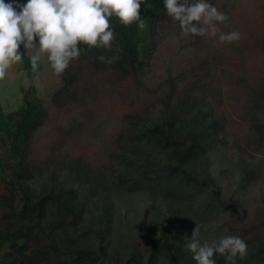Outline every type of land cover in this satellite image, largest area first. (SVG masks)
I'll list each match as a JSON object with an SVG mask.
<instances>
[{
	"label": "rangeland",
	"instance_id": "1",
	"mask_svg": "<svg viewBox=\"0 0 264 264\" xmlns=\"http://www.w3.org/2000/svg\"><path fill=\"white\" fill-rule=\"evenodd\" d=\"M5 2L23 5L27 0ZM207 2L229 17L218 25L220 33L238 31L239 41L220 44V33L211 39L183 36L165 12L157 22L154 51L138 78L96 69L90 59H76L65 70V75L73 78L71 85L65 94L54 98L62 76L54 74L46 56L38 61L35 72L19 64L8 70L0 80L3 113L16 111L30 88L41 101L25 168L30 188L36 192L47 188L52 172L66 174L78 161L94 182L85 196L88 204L94 200L101 203L103 187L111 185L115 177V157L124 145V131L132 123L139 126L157 119L174 102L197 94L222 127L219 143L210 154L207 173L211 181L201 187V196L211 203V210L182 224L173 223L178 227L167 234L181 252L172 248L169 254H188L185 245L195 224L201 226V243L233 235L247 243L248 253L264 249V137L254 130V123L262 118L256 121L253 117L258 107L254 99L264 93V0ZM34 52L25 54L30 57ZM3 160L0 143V162ZM19 186L15 180L12 185L0 180V196L8 202L0 204V230L17 225L6 213L9 205L18 207ZM109 199L114 218L108 251L116 249L120 261L128 252L146 261L161 228L169 225L170 219L184 216L177 201L152 198L146 191L109 193ZM185 263L182 256L177 262L163 255L158 259V264ZM192 264H196L193 258Z\"/></svg>",
	"mask_w": 264,
	"mask_h": 264
},
{
	"label": "trees",
	"instance_id": "2",
	"mask_svg": "<svg viewBox=\"0 0 264 264\" xmlns=\"http://www.w3.org/2000/svg\"><path fill=\"white\" fill-rule=\"evenodd\" d=\"M139 11L145 23L143 29L137 23L125 27L112 18L110 23L115 31L112 51L79 45L78 60L90 59L96 69L140 77L155 48L157 22L166 12L164 0H146ZM19 51L25 53L22 46ZM114 54L120 58L111 65L97 59L100 55ZM29 58L25 54L23 63L19 64L26 70L31 68ZM65 74L54 98L65 94L73 81ZM254 103L258 105L254 119L262 118L254 123V130L264 137V93L257 95ZM40 114L41 101L32 88L24 92L23 102L16 111L3 113L0 109V143L5 154V160L0 162V180L8 185L13 180L20 184L18 207L9 205L10 212L6 213L17 225L0 230V264H158L160 255L173 262L182 256L185 264H192L193 254L189 251L182 255L169 254L172 248L178 253L181 251L167 232L178 227L174 224H182L187 218L196 219L211 210V203L201 196V187L211 181L207 173L210 154L219 143L222 127L202 97L191 94L174 102L157 119L139 126L132 123L124 131V145L115 157L114 180L103 187L102 202L94 200L91 205L85 196L94 182L78 161L66 174L56 176L52 172L48 176L49 186L38 192L26 183L30 179L25 175L30 137L38 126ZM138 191H146L152 198L162 196L177 201L184 216L171 221L165 218L169 225L161 228V235L154 241L146 261L128 251V257L120 261L116 249L114 253L108 251L114 218L109 193ZM3 200L0 196V204L8 203ZM214 259L216 264H230L219 255ZM235 264H264V249L249 252L243 259L237 257Z\"/></svg>",
	"mask_w": 264,
	"mask_h": 264
},
{
	"label": "clouds",
	"instance_id": "3",
	"mask_svg": "<svg viewBox=\"0 0 264 264\" xmlns=\"http://www.w3.org/2000/svg\"><path fill=\"white\" fill-rule=\"evenodd\" d=\"M144 3L146 0H27L18 5L0 0V80L13 65L23 63L26 52L34 49L29 58L32 71L38 69V61L46 56L57 77L79 58V45L112 51L115 31L111 19L115 18L125 27L137 23L143 29L145 23L139 10ZM164 9L183 36L217 37L218 25L229 20L207 0H164ZM239 39L238 31L218 36L220 44H232ZM21 46L25 53L19 51ZM119 58V54L97 57L108 65ZM200 228L195 224L191 239L185 245L196 264H216V255L235 264L237 257L247 256L248 245L240 237L226 235L201 243Z\"/></svg>",
	"mask_w": 264,
	"mask_h": 264
},
{
	"label": "water",
	"instance_id": "4",
	"mask_svg": "<svg viewBox=\"0 0 264 264\" xmlns=\"http://www.w3.org/2000/svg\"><path fill=\"white\" fill-rule=\"evenodd\" d=\"M139 14H141V11H139Z\"/></svg>",
	"mask_w": 264,
	"mask_h": 264
}]
</instances>
